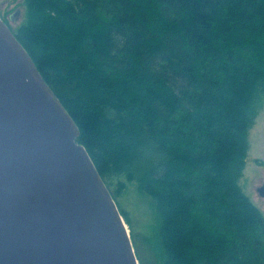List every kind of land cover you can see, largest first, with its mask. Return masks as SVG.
I'll use <instances>...</instances> for the list:
<instances>
[{"label":"trees","instance_id":"obj_1","mask_svg":"<svg viewBox=\"0 0 264 264\" xmlns=\"http://www.w3.org/2000/svg\"><path fill=\"white\" fill-rule=\"evenodd\" d=\"M25 7L10 28L78 125L135 248L119 201L130 185L154 215L143 245L157 264H264V216L240 185L264 105V0Z\"/></svg>","mask_w":264,"mask_h":264},{"label":"water","instance_id":"obj_2","mask_svg":"<svg viewBox=\"0 0 264 264\" xmlns=\"http://www.w3.org/2000/svg\"><path fill=\"white\" fill-rule=\"evenodd\" d=\"M80 135L0 16V264H140Z\"/></svg>","mask_w":264,"mask_h":264},{"label":"rangeland","instance_id":"obj_3","mask_svg":"<svg viewBox=\"0 0 264 264\" xmlns=\"http://www.w3.org/2000/svg\"><path fill=\"white\" fill-rule=\"evenodd\" d=\"M17 12H19L18 17L9 21L11 16ZM0 15L2 19L4 18L8 21L9 27L17 30L26 21L25 0L2 1L0 4ZM240 185L254 206L264 216V198L258 193V189L264 185V105L255 126L250 132V150ZM119 201L135 226V232L141 244L136 246L135 250H137L142 264H157L149 249L143 245V240H145L146 236L150 237L152 234L151 228L154 217L147 198L138 193L136 185H130L127 193Z\"/></svg>","mask_w":264,"mask_h":264},{"label":"flooded vegetation","instance_id":"obj_4","mask_svg":"<svg viewBox=\"0 0 264 264\" xmlns=\"http://www.w3.org/2000/svg\"><path fill=\"white\" fill-rule=\"evenodd\" d=\"M0 16H1V15H0ZM12 19H14L13 16H11V18L9 19V21H10V20L12 21ZM3 21H5V23L8 24V21H7L6 19L3 18ZM9 25H10V24H8V26H9Z\"/></svg>","mask_w":264,"mask_h":264}]
</instances>
